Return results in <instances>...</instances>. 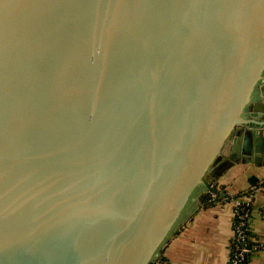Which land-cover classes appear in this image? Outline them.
<instances>
[{
  "label": "water",
  "instance_id": "obj_1",
  "mask_svg": "<svg viewBox=\"0 0 264 264\" xmlns=\"http://www.w3.org/2000/svg\"><path fill=\"white\" fill-rule=\"evenodd\" d=\"M263 78L264 0H0V264H150Z\"/></svg>",
  "mask_w": 264,
  "mask_h": 264
},
{
  "label": "crops",
  "instance_id": "obj_2",
  "mask_svg": "<svg viewBox=\"0 0 264 264\" xmlns=\"http://www.w3.org/2000/svg\"><path fill=\"white\" fill-rule=\"evenodd\" d=\"M263 98L264 78L256 87L248 112L251 113L254 103L261 102ZM230 148L229 143L227 153ZM253 158L254 154L247 160L242 158L230 164L229 159H219L208 170L204 183L199 185L200 190L189 199L167 241L157 253L155 260L159 264H229L233 244L234 204L226 202L203 207L201 199L213 183L224 186L231 194L257 186L250 200L253 203V237L259 246L251 256L250 264H264V160L257 163Z\"/></svg>",
  "mask_w": 264,
  "mask_h": 264
},
{
  "label": "trees",
  "instance_id": "obj_3",
  "mask_svg": "<svg viewBox=\"0 0 264 264\" xmlns=\"http://www.w3.org/2000/svg\"><path fill=\"white\" fill-rule=\"evenodd\" d=\"M254 187L257 186H253L238 193L231 194L225 189L224 186L218 183H213L209 185L207 192L201 199L203 207L213 206L218 203L222 204L226 202H239V205L235 207V210L237 212V217L235 218L236 221L239 220L238 216L240 214L244 213L245 211L249 212V218L247 217L244 219L246 222V231L244 234V239L242 241V244H245L249 248V251L245 253L244 259L239 264H250V258L256 252L259 246L255 240H252V237L254 236L251 224L253 203L250 198L252 195H254ZM212 193L215 194V197H212ZM155 261L157 260L152 261L150 264H157V262Z\"/></svg>",
  "mask_w": 264,
  "mask_h": 264
},
{
  "label": "built area",
  "instance_id": "obj_4",
  "mask_svg": "<svg viewBox=\"0 0 264 264\" xmlns=\"http://www.w3.org/2000/svg\"><path fill=\"white\" fill-rule=\"evenodd\" d=\"M256 190L257 187H254ZM212 197H215V194L212 193ZM234 204V213L235 218L237 217V212L235 210V207L239 205V202H232ZM249 218V212L245 211L244 213L240 214L238 216L239 220L236 221L234 219V230H233V244H232V251H231V257L229 264H239L245 257V253L249 251V248L242 244V241L244 239V234L246 231V222L245 218ZM252 240H254V237H252ZM157 262V261H155ZM157 264H159L157 262Z\"/></svg>",
  "mask_w": 264,
  "mask_h": 264
},
{
  "label": "rangeland",
  "instance_id": "obj_5",
  "mask_svg": "<svg viewBox=\"0 0 264 264\" xmlns=\"http://www.w3.org/2000/svg\"><path fill=\"white\" fill-rule=\"evenodd\" d=\"M200 190V186H198L197 188H195V190L193 191L192 195L190 198H193L197 193L198 191Z\"/></svg>",
  "mask_w": 264,
  "mask_h": 264
}]
</instances>
